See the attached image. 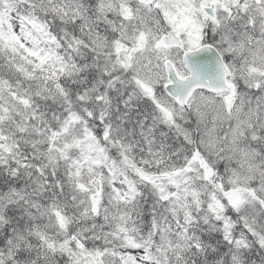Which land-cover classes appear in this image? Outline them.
I'll use <instances>...</instances> for the list:
<instances>
[{"label":"snow or ice","instance_id":"1","mask_svg":"<svg viewBox=\"0 0 264 264\" xmlns=\"http://www.w3.org/2000/svg\"><path fill=\"white\" fill-rule=\"evenodd\" d=\"M0 264H264V0H0Z\"/></svg>","mask_w":264,"mask_h":264}]
</instances>
